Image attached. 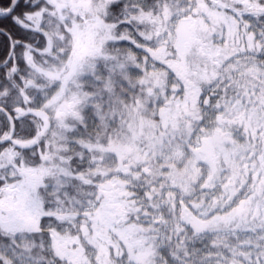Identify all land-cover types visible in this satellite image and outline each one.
I'll list each match as a JSON object with an SVG mask.
<instances>
[{
	"label": "snow or ice",
	"instance_id": "obj_1",
	"mask_svg": "<svg viewBox=\"0 0 264 264\" xmlns=\"http://www.w3.org/2000/svg\"><path fill=\"white\" fill-rule=\"evenodd\" d=\"M0 264H264V0H0Z\"/></svg>",
	"mask_w": 264,
	"mask_h": 264
}]
</instances>
